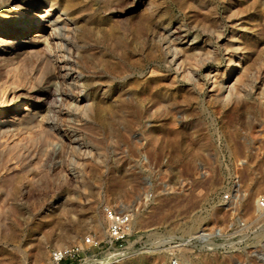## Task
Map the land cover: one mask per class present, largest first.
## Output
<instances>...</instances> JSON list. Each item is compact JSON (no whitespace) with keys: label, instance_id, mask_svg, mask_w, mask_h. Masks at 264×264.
Returning <instances> with one entry per match:
<instances>
[{"label":"rangeland","instance_id":"rangeland-1","mask_svg":"<svg viewBox=\"0 0 264 264\" xmlns=\"http://www.w3.org/2000/svg\"><path fill=\"white\" fill-rule=\"evenodd\" d=\"M0 34V264L102 238L143 189L109 264H264V0H0ZM201 226L225 235L169 241Z\"/></svg>","mask_w":264,"mask_h":264},{"label":"built area","instance_id":"built-area-1","mask_svg":"<svg viewBox=\"0 0 264 264\" xmlns=\"http://www.w3.org/2000/svg\"><path fill=\"white\" fill-rule=\"evenodd\" d=\"M240 167V161H235V170H239ZM231 191L232 189L230 188L220 191L218 206L222 207L226 203H229L234 208L237 207V189L233 190L236 192V200L234 202L231 200ZM151 196V189H143L137 197L136 206L128 204L119 208L107 204L103 205L101 207L105 219L103 237L100 238L89 233L79 243L51 248L48 251V261L46 264H101L100 262L105 253L124 251L127 249L129 243H132V247L135 248L134 242L130 241L134 232V216L137 214L135 210L138 206L148 204ZM258 196V204L261 209L255 211V215L264 218V194H259ZM233 225L239 231L245 227V224L239 220H235ZM224 235V231L220 226H201L190 235H170L169 241L174 244V247L198 246L205 249L217 246L216 242L222 239ZM172 264H177V261L173 260Z\"/></svg>","mask_w":264,"mask_h":264},{"label":"bare ground","instance_id":"bare-ground-1","mask_svg":"<svg viewBox=\"0 0 264 264\" xmlns=\"http://www.w3.org/2000/svg\"><path fill=\"white\" fill-rule=\"evenodd\" d=\"M52 6H53V4H51L50 2H49V5H48V7H49V11L52 9ZM49 13L47 12L46 13V15H43L44 17H47V15H48ZM18 16V15H17ZM62 16V15H61ZM32 17V16H31ZM40 18V17H39ZM64 19V18H63ZM34 18H32V19H30L29 20V18H26V16H18V17H16V18H14L13 19V21L11 22V23H9L8 25L6 24V25H4V32H2V33H7L8 31H11V30H13V29H18V26L17 25H25V24H27L28 26L25 28V31H23V34H27V33H29L30 32V30L32 29V28H34L35 27V25H34ZM55 25V24H54ZM48 26V25H47ZM53 26V25H52ZM69 26V25H68ZM45 27V26H44ZM67 28V27H66ZM64 29V28H63ZM57 28L56 27H53V32H54V34L52 35V37H54L55 39H58L59 38V36H58V33H57ZM176 30V29H175ZM176 33H178V32H176ZM175 33V34H176ZM22 34V33H21ZM180 34V33H179ZM4 34H0V43L1 42H4L5 41V39H4V36H3ZM174 35V34H173ZM235 37V36H234ZM175 39H176V37H174ZM186 38V37H185ZM183 39V38H182ZM25 42V41H24ZM183 43H184V41H183ZM175 49V48H174ZM191 49V48H190ZM177 50V49H176ZM178 52V51H177ZM232 54V53H231ZM174 55H177L178 57L180 56V51L178 52V53H174ZM209 55V54H208ZM237 56V55H236ZM174 57V56H173ZM176 57V56H175ZM172 60V59H171ZM169 63H170V61H169ZM89 83V82H88ZM230 86V85H229ZM4 92H6L5 90H4ZM11 93V92H10ZM11 99V98H10ZM76 99V98H75ZM13 100V99H12ZM11 100V101H12ZM77 100V99H76ZM54 101V100H53ZM61 104V103H60ZM28 106V105H27ZM14 117L13 116H11V117H9V118H2V119H0V129L1 128H6V127H8V126H12L13 125V119ZM55 127V126H54ZM258 200H259V196L257 197V206L259 207V209H261V207L259 206V204H258ZM259 211V210H258ZM134 218H135V216H134ZM40 253L39 252H36L35 253V255L37 256V255H39ZM132 254H134V252H133V250H126V251H121V252H118V253H115L114 251H112V252H109V253H105L104 255H105V259L101 262V264H109L110 262H112V261H121V260H123V259H125V258H127V257H129L130 255H132ZM108 257H107V256Z\"/></svg>","mask_w":264,"mask_h":264}]
</instances>
